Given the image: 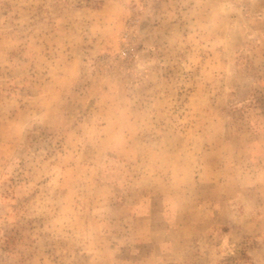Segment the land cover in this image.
Here are the masks:
<instances>
[{"label": "rangeland", "instance_id": "374dc122", "mask_svg": "<svg viewBox=\"0 0 264 264\" xmlns=\"http://www.w3.org/2000/svg\"><path fill=\"white\" fill-rule=\"evenodd\" d=\"M0 264H264V0H0Z\"/></svg>", "mask_w": 264, "mask_h": 264}]
</instances>
